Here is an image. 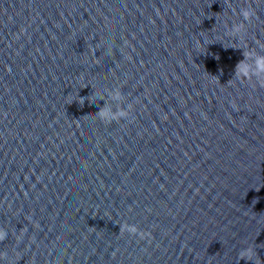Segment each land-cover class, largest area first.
<instances>
[{"label":"water","instance_id":"obj_1","mask_svg":"<svg viewBox=\"0 0 264 264\" xmlns=\"http://www.w3.org/2000/svg\"><path fill=\"white\" fill-rule=\"evenodd\" d=\"M261 59L264 0H0V264H264Z\"/></svg>","mask_w":264,"mask_h":264},{"label":"clouds","instance_id":"obj_2","mask_svg":"<svg viewBox=\"0 0 264 264\" xmlns=\"http://www.w3.org/2000/svg\"><path fill=\"white\" fill-rule=\"evenodd\" d=\"M247 15V14H246ZM258 66L261 68V69H264V59H261L260 61H258ZM4 239V235L3 234H0V240H3ZM251 253L249 252V255ZM243 258V257H242Z\"/></svg>","mask_w":264,"mask_h":264}]
</instances>
